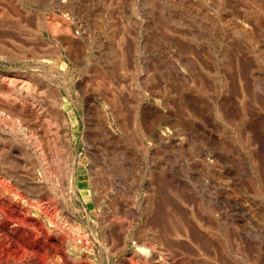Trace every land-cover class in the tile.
I'll use <instances>...</instances> for the list:
<instances>
[{"label":"bare ground","instance_id":"6f19581e","mask_svg":"<svg viewBox=\"0 0 264 264\" xmlns=\"http://www.w3.org/2000/svg\"><path fill=\"white\" fill-rule=\"evenodd\" d=\"M40 1L43 6L54 5L55 12L44 17V13L32 11L25 5H32L31 0H0V56L8 60L19 56L27 62L35 60L40 69L48 70L46 74L50 77L47 81L34 71H0V153L8 158L0 156V185L3 189L15 186V190L11 188L12 192L22 194L26 200L27 203L23 202L17 210L20 222L28 226L35 223L27 218L29 208L24 205L45 210L42 219H47L51 232H43L48 234L53 247L64 254L66 261H61L89 264L79 258L75 249L69 247L72 242L63 236L68 235L78 244L90 243V235L82 220L71 213L67 216L56 204L54 191L61 188L74 198H84L88 204L96 203V207L107 201L105 205L111 209H108L111 216L105 215L107 218H104L101 215L99 221L92 220L95 226L102 227L105 241L111 237L106 246L123 243L125 247L129 237L140 246V251L136 248L120 264H264V199H258L256 203L241 202V199L229 196L228 192L234 189L226 185H176L180 188L177 191L172 185L121 184L120 180H123L117 178L118 174L124 176L125 183V177L132 173L135 164L131 154V124L141 139L146 135L144 125L130 120L129 114L134 90L130 62L134 59L132 53L142 44V37L130 39L128 29L124 28L116 40L110 39L109 32V42L105 44L97 37L95 28L90 30L87 23L81 22V15L73 19L67 15L66 10L70 12L69 8L75 7L73 2ZM193 1L195 8L191 9L194 11L206 7L207 0ZM172 2L165 0L164 4L170 7ZM177 17L181 16L177 13ZM103 44L105 47L100 48ZM172 46L177 47L174 42ZM171 51L176 54L174 49ZM160 58L159 65L165 69L161 68L162 75L171 78L165 58ZM189 62L185 64L190 66ZM179 65H173V69L188 88L191 77L187 70L181 69V63ZM76 71L80 73L78 76L74 75ZM201 80L204 83L205 78ZM63 88L65 95L62 94ZM79 97L84 103L81 104L84 156L76 152L81 135L78 136L81 127L76 113ZM261 102L262 108L257 113L259 139L256 141L261 156L257 155V159L264 158V100ZM133 115L140 116L138 113ZM150 130L156 141L171 140L175 134L167 125L152 123ZM138 142L139 152H144L143 141ZM46 185H51L52 192L42 191L48 187ZM133 188H136L135 192ZM10 190L6 192L4 189V193ZM252 209L258 214L253 211L252 214ZM84 211L85 206L79 209L80 215ZM229 228H233L234 233L229 232ZM66 248H71L73 254L68 255ZM141 250L148 253L143 254ZM43 260V264H63L49 254L44 255Z\"/></svg>","mask_w":264,"mask_h":264},{"label":"rangeland","instance_id":"374dc122","mask_svg":"<svg viewBox=\"0 0 264 264\" xmlns=\"http://www.w3.org/2000/svg\"><path fill=\"white\" fill-rule=\"evenodd\" d=\"M31 1L32 5H25L32 11L44 13V17L51 15V11L56 8L53 7L54 5L43 6L40 0ZM161 1L67 0L69 4L72 2L75 4L74 8H69L70 12L66 10L67 15L72 19L81 15V22L87 23L90 30L95 28L97 37L105 44L109 42V32L110 39L116 40L118 33L124 28L128 29L130 39L132 37L136 40L137 36L142 37L138 51L132 53L134 61L130 62L129 69L132 72L130 70L129 72L133 79L134 90L133 95L131 94L129 114L131 113L130 120H136V123L140 122L144 125L146 135L143 137L144 140L141 139L131 124V154L135 164L133 163L132 173L125 177V180L127 179L125 183L124 176L122 178L118 174L117 178L123 180H120L123 185H129V182L130 185H172L174 188L177 187V191H180V188L176 185H226L234 189L233 192H228L229 196L239 198L241 202L256 203L258 199L263 201L264 188L262 189L261 186L264 187V180L262 181L264 158L257 159L261 155L258 153L256 141L259 139L257 113L262 106L261 101L264 100L262 99L264 97V0H254L255 2L221 0V4L218 3L220 0H207L206 7L198 11L193 10L195 8L192 6L195 3L193 0H176V2L173 0V4L169 5L172 6L171 8L164 4L165 0L162 4ZM72 10L76 11V14ZM192 10L197 15L193 14ZM177 13L181 17H177ZM207 19L211 21L208 22ZM172 42L176 44V48L172 46ZM105 44L100 48L105 47ZM171 49H174L176 54H172ZM162 56L168 64L167 71L170 72L171 78L163 76L164 72H161L165 70L158 62ZM23 60L20 56L13 60L0 56V71H34L50 81V77L46 74L48 70L40 69L35 60L28 62ZM178 62L181 63L182 70H187L186 73L191 80L193 78L196 80L199 76L202 77L201 79L205 78L204 83L197 78L196 81L190 80L191 85L185 87L173 69V65H179ZM185 62H189L190 66ZM178 67L180 68V65ZM75 73L74 75L77 76L80 74L77 71ZM62 94H66L65 88ZM186 98L189 101H186ZM160 99L165 102L158 101ZM77 100L79 108L76 109V113L81 127L79 136L83 133L84 115L81 104L84 103L80 102L82 100L80 97ZM184 101L189 102V105ZM134 102L135 104H132ZM132 113H138L141 117L136 115L132 117ZM136 123L134 126H137ZM152 123L157 126L167 125L174 129L173 139L154 140L150 130ZM81 137L82 134L79 136L76 152L84 156L86 151ZM140 140L144 143V152H139L136 146ZM1 154L3 153H0L2 159L7 158L4 157L6 155ZM49 186L51 185H46L47 188L42 191H51ZM0 187V264H43L46 254L65 264L64 254L53 247L48 234L45 235L43 232V230L51 232L47 219H42L46 211L24 205L29 208L27 218L30 217L29 219L35 223L33 226L23 225L17 211L23 202V204L27 203L23 195L15 193V186L12 187L17 195L12 192V187H6L7 189L4 187L6 192L11 189L9 193H4L3 186ZM135 189L133 188L132 191L135 192ZM142 189L141 187V191ZM62 191L61 188L54 191L56 204L66 214L71 213L82 220L83 226L90 235V243L85 242V247L84 244H78L68 235L63 234L72 242L69 247L75 249L82 261H89V264H120L121 260L128 258L136 248L139 249L140 246L130 237L127 238L125 247L123 243L120 244L121 239H119L120 246L107 247L111 237L109 236L105 241L101 234L102 227L95 226L92 221H99L98 218L105 215L111 216L109 212L111 209L106 208L105 205L107 201H103L104 205L96 207V203L88 204L84 198H74L68 192ZM84 206L85 214L80 215L79 209ZM31 211L37 215H33ZM252 211L258 214L254 209L250 212ZM37 219L39 221H36ZM229 230L234 233L233 228ZM231 233H229L230 237H233ZM71 248H66L68 255L73 254ZM63 259L64 262L61 261Z\"/></svg>","mask_w":264,"mask_h":264}]
</instances>
